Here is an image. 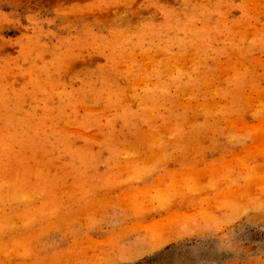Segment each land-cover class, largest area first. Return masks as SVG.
<instances>
[{
    "label": "rangeland",
    "instance_id": "374dc122",
    "mask_svg": "<svg viewBox=\"0 0 264 264\" xmlns=\"http://www.w3.org/2000/svg\"><path fill=\"white\" fill-rule=\"evenodd\" d=\"M0 264H264V0H0Z\"/></svg>",
    "mask_w": 264,
    "mask_h": 264
}]
</instances>
